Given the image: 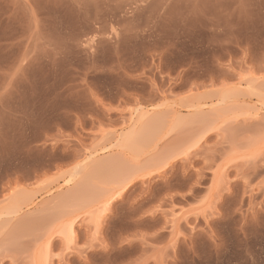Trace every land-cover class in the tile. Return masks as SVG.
<instances>
[{"label": "rangeland", "instance_id": "374dc122", "mask_svg": "<svg viewBox=\"0 0 264 264\" xmlns=\"http://www.w3.org/2000/svg\"><path fill=\"white\" fill-rule=\"evenodd\" d=\"M0 264H264V0H0Z\"/></svg>", "mask_w": 264, "mask_h": 264}, {"label": "bare ground", "instance_id": "6f19581e", "mask_svg": "<svg viewBox=\"0 0 264 264\" xmlns=\"http://www.w3.org/2000/svg\"><path fill=\"white\" fill-rule=\"evenodd\" d=\"M126 139H127V137H126ZM124 141H125V140H124ZM125 183H126V182H125ZM125 185H126V184H125ZM122 187L124 188L125 186H124V185H122V186H121V189H122Z\"/></svg>", "mask_w": 264, "mask_h": 264}]
</instances>
